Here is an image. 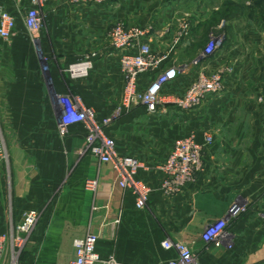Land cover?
<instances>
[{"label":"crops","instance_id":"crops-1","mask_svg":"<svg viewBox=\"0 0 264 264\" xmlns=\"http://www.w3.org/2000/svg\"><path fill=\"white\" fill-rule=\"evenodd\" d=\"M200 1L107 0L76 7L44 0L38 46L24 26L15 29L11 43L0 39V129L10 153L9 170L0 164V235L24 212L40 213L21 264H69L73 240L88 234L97 237L100 258L113 257L119 264H166L175 254L162 247L164 240L186 244L199 264H264V4L237 0L251 6L222 21V46L204 57L206 44L199 42L211 23L199 11ZM30 6L31 0H0V9L17 21ZM119 21L148 29L144 42L151 52L167 54V64L177 66V78L164 94L181 95L200 74L223 68L221 94L192 110L167 105L156 115L146 114L142 105L121 103L119 52L107 35ZM92 53L88 76L65 74L67 66ZM153 78L141 76L138 82L146 87ZM69 94L98 120L124 109L104 131L119 156L143 164L135 178L150 189L144 209L136 208L130 189L119 187L111 166L90 154L79 157L86 134L81 125L58 134L56 109ZM189 135L201 147L202 170L180 193L166 197L159 168L174 144ZM94 178L98 188L92 193L84 181ZM61 183V193L51 201ZM236 204L245 210L228 221L225 238L204 243L205 226Z\"/></svg>","mask_w":264,"mask_h":264},{"label":"built area","instance_id":"built-area-1","mask_svg":"<svg viewBox=\"0 0 264 264\" xmlns=\"http://www.w3.org/2000/svg\"><path fill=\"white\" fill-rule=\"evenodd\" d=\"M44 0H31L27 10L24 25L32 35L36 46L40 43L41 9ZM71 6H91L105 3L107 0H59ZM186 30V23L181 24ZM16 19L10 13L0 9V39L7 41L15 35ZM148 29L130 26L123 28L116 26L109 32L112 47L119 52V63L124 76L122 102L127 107L142 105L146 114L156 115L163 113L167 105L174 106L181 111H188L200 107L210 96L221 94L223 91V77L227 70L220 68L211 72H204L181 95L171 96L163 93L164 87L176 80L179 70L173 66L164 68L167 54L159 55L151 52L148 44L144 42ZM220 36H210L203 56L213 55L222 46ZM96 53L89 57L70 64L66 73L71 78L88 76L92 68ZM154 76L153 80L142 87L138 79L141 76ZM57 131L63 137L68 134L69 128L81 125L85 130V144L79 157L90 154L97 158L99 164L111 166L116 174L120 188L130 189L136 197L135 206L138 210L145 208L150 189L142 182L136 180V174L143 169V164L132 156H119L115 150V141L106 135L104 129L110 121H98L93 110L80 105L72 97L65 96L60 99L56 109ZM207 142L211 141L206 137ZM0 163H8V154L5 145L0 141ZM5 164V165H6ZM160 190L166 197L180 193L189 184L195 175L202 170V150L195 142V136L189 135L177 141L170 150L165 162L160 166ZM84 188L95 193L98 180L87 179ZM94 210V208H93ZM244 208L234 205L223 218L205 226L201 238L204 243H217L225 238V228L229 220L237 217ZM40 219L37 211H26L21 221L9 225V232L0 235V264L5 261L8 254L9 264H16L21 254L26 250L29 240ZM116 223L119 222L117 219ZM97 237L88 234L83 238L73 240L74 259L69 264H119L113 257L100 258L95 250ZM162 247L174 252V258L166 264H199L193 251L183 242L164 240Z\"/></svg>","mask_w":264,"mask_h":264},{"label":"rangeland","instance_id":"rangeland-1","mask_svg":"<svg viewBox=\"0 0 264 264\" xmlns=\"http://www.w3.org/2000/svg\"><path fill=\"white\" fill-rule=\"evenodd\" d=\"M228 1V0H227ZM233 3L232 4V8L231 10L233 9H237L236 10V14L239 13V12H246L247 9L249 8V6H251V4H248V3H245L243 1H237L235 0L234 2H231ZM263 4H264V0H263ZM198 7H199V11L201 13H207L208 16H209V20L207 21L208 23H211V25H209L208 27V31H207V34L206 36L204 37V39H200V42L199 44L201 43L202 44H207L208 43V40L210 38V36H219V34H221L222 32V29H223V22H226L231 20V19H234L235 18V13L234 12H231V14H228L227 16L223 17V12L225 11L224 9V5H225V2L221 3V2H218L216 0H201L199 3L196 4ZM30 8V7H29ZM27 8L26 10H24V12H22V20H16V29L19 27V26H24V18H25V15H26V12L27 10L29 9ZM233 9V10H234ZM222 12V13H221ZM222 14V15H221ZM218 17H219V20H218ZM122 26L123 28H128L129 26L126 27V24L122 21H119V22H115L113 23L108 29H107V35L109 34V32L112 30V28L116 27V26ZM206 27H207V24H205ZM133 26V25H132ZM26 28V27H25ZM44 28H45V23H44V15L43 13H41V30H40V36L42 37L43 36V31H44ZM219 28V29H218ZM26 33L28 35V38H30V41L32 42V35L30 34V32L26 29ZM12 38L5 41L6 43H11L12 42ZM203 42V43H202ZM200 45V46H201ZM160 55V54H159ZM2 57V56H0ZM47 61L50 62V58L49 57H46ZM73 64V63H71ZM172 65H169L167 64V62L164 63V68H168V67H171ZM68 67V66H67ZM66 67V68H67ZM173 67H177V66H173ZM66 68H65V72H66ZM62 69V67H61ZM67 76H69V74L65 73ZM123 74V73H122ZM73 79H77V78H73ZM123 88H124V76H123ZM68 97L71 98L72 100V97L77 100L79 102V98L76 97V95H72V94H69L67 95ZM122 96H123V89H122ZM80 103V102H79ZM121 103H122V100H121ZM140 105V104H139ZM126 110V109H125ZM124 111V109H121V107H117L116 108V111H115V114L114 115H111L105 119H108L111 122H113L114 120H118L119 118H121V113ZM103 119V120H105ZM98 120V119H97ZM102 119L101 120H98L99 122L100 121H103ZM0 127H1V115H0ZM0 141H2L5 145V148L7 150V154H8V163H3V164H6L7 165V170H9V166H10V153H9V149L6 145V140H5V136H4V131L0 129ZM1 164V163H0ZM77 165V163L75 164H72V166L69 167L68 171H71V170H74V167ZM66 180V179H65ZM62 188H63V184L61 183L58 188L53 192V195L51 196V201H53L54 199H56L59 194L61 193L62 191ZM242 206V205H240ZM245 210V206H242ZM11 224L12 225H16L13 223V221L11 220ZM37 226V225H36ZM9 227V226H8ZM9 232V228L7 230V234ZM30 241V240H29ZM22 257H23V254H21L20 258L17 260V263L16 264H21L22 263ZM4 264H9V260H8V254L5 255V261H4Z\"/></svg>","mask_w":264,"mask_h":264},{"label":"trees","instance_id":"trees-1","mask_svg":"<svg viewBox=\"0 0 264 264\" xmlns=\"http://www.w3.org/2000/svg\"><path fill=\"white\" fill-rule=\"evenodd\" d=\"M232 4L233 3H231L230 0H228V1L226 0L225 5H224L225 11L223 13L221 12L223 14V17L227 16L228 14H231V12H234V13L236 12L237 9H234V7H233L234 10L233 9L231 10Z\"/></svg>","mask_w":264,"mask_h":264}]
</instances>
